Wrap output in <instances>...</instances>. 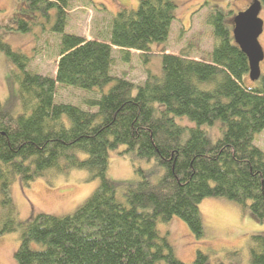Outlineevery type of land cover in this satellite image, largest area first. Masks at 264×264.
Instances as JSON below:
<instances>
[{
	"label": "trees",
	"instance_id": "trees-1",
	"mask_svg": "<svg viewBox=\"0 0 264 264\" xmlns=\"http://www.w3.org/2000/svg\"><path fill=\"white\" fill-rule=\"evenodd\" d=\"M70 8L71 0H20L6 28L57 34L54 76L29 69L28 56L0 38L13 66L8 78L17 84L13 103H0V235L19 229L17 264H186L156 225L177 216L202 239L199 204L206 197L235 201L264 222V151L253 143L264 129V76L247 84L248 60L233 40L230 13L216 8L205 19L214 41L208 59L162 52L161 74L147 69L135 84L112 74L114 48L124 62L132 50L146 61L151 45L169 36L175 2L138 0L135 9L117 10L107 39L67 32ZM57 86L99 94L82 107L55 101ZM217 123L223 129L213 140L203 127ZM120 145L132 158L154 160L160 177L142 170L138 180L107 177L109 151ZM71 169L99 181L81 206L61 217L17 219L8 196L12 181ZM120 186L125 202L116 197ZM248 253L250 264H264V233L251 235ZM192 264H208V253L197 250Z\"/></svg>",
	"mask_w": 264,
	"mask_h": 264
},
{
	"label": "rangeland",
	"instance_id": "rangeland-1",
	"mask_svg": "<svg viewBox=\"0 0 264 264\" xmlns=\"http://www.w3.org/2000/svg\"><path fill=\"white\" fill-rule=\"evenodd\" d=\"M176 4L175 20L169 36L164 44L153 43L152 50L147 52L146 61L139 57V51L132 50L129 62L121 60V54L114 48V62L111 72L123 76L135 84L145 80L146 71L161 74V53L173 55L186 54L197 60L208 59L213 45L211 27L205 22L210 11L222 9L230 13L231 23L239 12L249 8L253 0H173ZM138 0H71V8L67 11L66 31L83 36L86 39H107L109 21L112 15L121 8L128 10L137 7ZM20 5V0H0V38L12 49L26 54L29 58V69L42 74L54 76L57 54L58 35L50 31L35 29L33 33H21L6 29L13 20V15ZM102 5L104 10H100ZM258 18L262 21V32L258 42L263 51L259 62L260 75L264 76V3L260 1ZM229 18V17H227ZM163 50V51H162ZM12 64L6 60L0 50V103L10 106L17 92V84L9 70ZM260 79L251 80L247 84L258 85ZM111 84L102 88L106 92ZM94 88L93 90H98ZM99 92L83 91L67 86H57L55 101L70 102L87 107L84 100L96 97ZM17 107V104H15ZM182 120L176 121L183 124ZM182 122V123H181ZM213 140L221 136L223 127L220 123L212 127L204 126ZM253 143L264 151V129L255 133ZM125 146L120 145L109 151L107 177L115 181L138 180L140 171L149 173L152 180H157L161 169L154 160L132 158L133 151L124 152ZM124 152V153H123ZM99 181L91 179L83 169H71L67 173H55L49 170L43 176L24 183L16 178L9 184L8 196L20 221H26L38 213L54 216L72 214L97 188ZM124 187L117 189L116 197L124 201ZM125 202V201H124ZM204 227V236L197 239L187 224L177 216L169 221L157 222L160 236L165 237L173 254L180 261L192 264L197 250L208 253V264H250L248 245L253 234L264 233V222L256 221L249 209L224 197H206L199 204ZM4 210L0 200V214ZM20 240L19 229L0 235V264H17L14 253ZM237 251L238 254H232ZM238 262V263H237Z\"/></svg>",
	"mask_w": 264,
	"mask_h": 264
},
{
	"label": "water",
	"instance_id": "water-1",
	"mask_svg": "<svg viewBox=\"0 0 264 264\" xmlns=\"http://www.w3.org/2000/svg\"><path fill=\"white\" fill-rule=\"evenodd\" d=\"M260 8V0H253L248 9L234 16L232 23L233 40L247 57L248 76L251 80L260 77L259 62L263 58V51L257 39L263 25L258 18Z\"/></svg>",
	"mask_w": 264,
	"mask_h": 264
}]
</instances>
